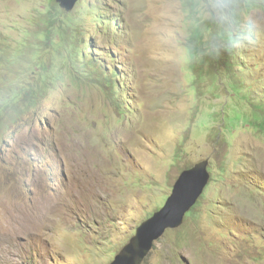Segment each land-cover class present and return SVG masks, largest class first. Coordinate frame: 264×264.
I'll return each instance as SVG.
<instances>
[{"label":"rangeland","instance_id":"374dc122","mask_svg":"<svg viewBox=\"0 0 264 264\" xmlns=\"http://www.w3.org/2000/svg\"><path fill=\"white\" fill-rule=\"evenodd\" d=\"M202 160L142 264H264V0H0V264H109Z\"/></svg>","mask_w":264,"mask_h":264},{"label":"water","instance_id":"95a60500","mask_svg":"<svg viewBox=\"0 0 264 264\" xmlns=\"http://www.w3.org/2000/svg\"><path fill=\"white\" fill-rule=\"evenodd\" d=\"M59 6L70 11L77 0H55ZM207 160L183 170L175 180L164 205L143 221L109 264H142L157 241L167 229L182 224L185 214L194 206L209 180Z\"/></svg>","mask_w":264,"mask_h":264}]
</instances>
